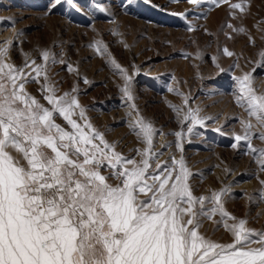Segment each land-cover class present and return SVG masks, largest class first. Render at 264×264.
I'll return each instance as SVG.
<instances>
[{"label":"snow or ice","instance_id":"snow-or-ice-1","mask_svg":"<svg viewBox=\"0 0 264 264\" xmlns=\"http://www.w3.org/2000/svg\"><path fill=\"white\" fill-rule=\"evenodd\" d=\"M187 3L191 9L170 15L179 17L185 30L193 32L200 16L189 20L188 15L202 5L226 4L229 15L237 19L236 10L241 16L247 14L250 0ZM65 4L82 11L75 0H48L44 16ZM96 8L112 15L100 4ZM6 20L14 37L0 42V264H264V229L248 227L247 214L238 218L226 210L225 197H231V186L200 195L193 188L194 173L183 154L185 138L199 135L197 127L207 128L206 121L214 117L201 115L199 106L191 107L190 95L169 87L168 91L183 96L184 107L168 103L176 113L179 130L163 133L133 102V76L109 59L101 41H94L88 47L105 55L106 62L114 66L111 70L124 80L120 90L133 102L126 113L129 130L143 145L129 154L117 151V143L92 124L89 109L79 101L78 83L61 93L58 81L49 74L53 66L61 64L80 79L63 49L58 59L50 47H37L41 63L21 50L24 61L15 65L9 51L24 33L14 28L11 17ZM227 27L247 33L243 26ZM112 33L120 35L115 27ZM225 35L231 38L229 33ZM249 41L253 42L250 35ZM223 54L234 55L227 47ZM203 55L199 49L195 53L201 61ZM258 57L249 61L254 65L249 71L232 76V95L246 118L240 119L241 133H233L231 147L244 148L243 154L257 166L259 180L258 174L264 173V147L254 146L253 139L264 142V131L254 133L253 129H264V92L256 91L254 73L264 69V50ZM212 60L219 73L238 67L234 64L225 69L218 56ZM133 68L138 73L137 66ZM198 78L203 80L199 73ZM84 82L89 83L86 78ZM33 83L39 98L28 90ZM61 118L63 124L57 122ZM213 131L224 134L221 128ZM157 134L175 137L178 158L169 152V159H160L163 153L155 147ZM172 143L161 148L170 149ZM259 183L258 199L264 202V180ZM244 196L249 204L257 200L249 193ZM206 223L213 234L223 227L230 240L213 239L204 230Z\"/></svg>","mask_w":264,"mask_h":264},{"label":"rangeland","instance_id":"rangeland-1","mask_svg":"<svg viewBox=\"0 0 264 264\" xmlns=\"http://www.w3.org/2000/svg\"><path fill=\"white\" fill-rule=\"evenodd\" d=\"M75 2L82 11L65 4L45 17L48 0H0V21H4L0 23V42L14 37V29L6 18L11 17L14 28L24 33L10 48L11 61L17 66L21 65L24 61L22 50L31 53L37 63H41L37 47H50L59 59L63 49L65 59L78 69L80 79L77 81L76 74L69 73L66 66L61 64L53 66L49 74L58 81L61 93L78 83L79 101L89 109L92 124L104 132L109 141L116 142L117 151L124 154L143 147L129 130V117L126 115L130 110L129 103L134 102L143 117L168 134L179 130L176 113L168 103L184 107L183 96L168 91V88L178 89L185 96L190 95L191 107L199 106L201 115L214 117L206 121L207 128L197 127L200 134L186 137L183 145L187 165L194 173L191 182L196 195L230 185L232 195L225 197L226 210L238 218L247 214L248 227L264 229V202L258 199L261 188L259 180H264V173L258 174V180L257 166L250 156L243 154L244 148L231 147L235 142L233 133H241L240 119L246 118L232 95V76L249 71L254 66L249 61L257 60L258 53L264 50V23H261L264 21V0H250L247 14L241 16L236 10L237 19L229 15L228 5L216 7L206 3L196 13L190 12L188 15L189 20L193 19V15L200 16L196 22L198 28L193 32L185 30V23L179 17L170 15L191 9L187 0ZM96 4L107 8L112 15L99 11ZM227 24L243 26L247 33L234 32ZM113 27L120 35H113ZM226 32L231 38L225 35ZM249 35L253 42L249 41ZM94 41H101L107 47L109 59H114L133 76V102L123 97L120 88L124 80L111 70L114 66H110L105 55L98 53L95 47H88ZM224 47L234 55H224ZM198 49L204 54L202 61L195 57ZM184 53L191 55L184 58ZM213 56H218L219 64L225 69L234 64L238 67L219 73ZM133 65L138 68L136 74ZM198 73L203 80L198 78ZM254 77L256 91L264 92V69H258ZM84 78L89 83L86 84ZM27 87L39 98L35 83ZM205 93L210 95L208 101L201 98ZM57 122L64 123L62 118ZM215 128H221L224 134L213 131ZM260 131L264 129H253L254 133ZM154 139L156 149L163 153L160 159H169V152L179 157L173 135L157 134ZM166 142H173L170 149L161 148ZM253 144L264 147V142L257 138L253 139ZM225 169L231 171L226 173ZM244 193L257 197V200L249 204ZM204 230L215 240H230L223 227L213 234L210 223H206Z\"/></svg>","mask_w":264,"mask_h":264},{"label":"bare ground","instance_id":"bare-ground-1","mask_svg":"<svg viewBox=\"0 0 264 264\" xmlns=\"http://www.w3.org/2000/svg\"><path fill=\"white\" fill-rule=\"evenodd\" d=\"M104 1H105V0H104ZM106 3H108L107 0H106ZM208 96H210L209 93H205V94L202 95L201 98H202L204 101H208V100H207V97H208Z\"/></svg>","mask_w":264,"mask_h":264}]
</instances>
